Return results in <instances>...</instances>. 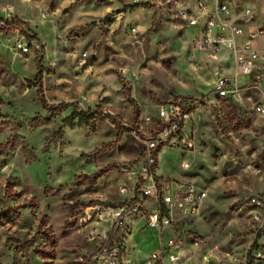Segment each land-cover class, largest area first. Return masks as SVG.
Here are the masks:
<instances>
[{
	"label": "crops",
	"instance_id": "crops-1",
	"mask_svg": "<svg viewBox=\"0 0 264 264\" xmlns=\"http://www.w3.org/2000/svg\"><path fill=\"white\" fill-rule=\"evenodd\" d=\"M49 1H55L57 5H66V1L75 0H0V19L16 22L11 24V27L16 29L7 32L0 30L3 33H0V99L18 103V109L24 107V98L27 103L31 102L33 90L24 88L23 85L25 81H30L36 76L38 70L34 61V58L37 59L36 56L16 52L13 48L14 41L19 34H31L22 24L24 19L34 16L39 7L49 6ZM109 1L101 3L105 7L95 15L82 11L84 8L82 10L76 8L78 16L76 29L79 30L76 38V110L90 111L94 115L102 112L103 115L121 119L123 125H131L132 131L126 130L117 138L106 122L96 125L94 136H101L103 139L95 143L96 155L91 162L87 161L91 165L86 175H83H95L93 188L81 187L66 192L62 187L63 181L56 175V182L49 186L51 190L56 189L54 192L47 190V185L35 186L29 177L15 173L13 188L9 193L14 195H10L13 204L10 209L16 212V218L9 217L6 211L1 213L3 205L0 203V264H88L80 261V257L93 253L100 244L97 236L90 235L96 224L94 199L115 204L120 200L116 187L120 184H129L131 181L112 166L136 159L143 148L142 138L149 136L156 126L159 105L173 97H181L177 94L184 95L190 90L186 85L185 88L182 85L186 92L178 93L174 86L176 79H180L177 70L181 67L178 68L175 62L172 63L170 60L181 53V48L177 49L169 45V41L163 40L172 28L191 31V51L187 52L189 63L186 70L192 71V56L193 53H198L204 67L209 69L206 74L210 81H213V92L218 76L236 77L242 88L239 94L236 96L228 93L225 98H220L214 92L216 103H220L221 107L235 106L236 111L237 106L247 109L254 124L264 130V116L256 114L253 110L255 104L264 103L260 91H264V79L253 86L243 88L252 77L243 74L237 68L227 70V60L223 62L221 58L234 60L225 47L221 45L219 52L214 53L210 45L201 43L204 36L200 34V28L182 25L174 19L172 11L167 7L156 12L151 7L133 5L131 1ZM79 3H76V7ZM229 3L233 19L243 28L245 36L249 32L260 30L262 24L258 18L259 14L264 13L261 1L234 0ZM246 7L252 9L251 19H245L241 15ZM58 11L60 8L56 7L54 13ZM113 12L115 14L109 17L111 21L107 25L88 26V23L98 22L100 18ZM130 27H135L137 36L130 34ZM56 33L51 31L49 36L54 40V51L46 50L47 55L52 54L54 57L63 55L56 46L58 43ZM33 36L39 40L43 37ZM143 40L146 44L144 48L137 44H141ZM184 41H187L185 36ZM254 46L264 48V38ZM83 53L86 54L84 64L80 62ZM198 55L194 54L196 57ZM259 66L264 69V62ZM42 82L47 101L58 103L68 100L69 95L59 84L58 78L47 76ZM81 96H84L85 100L78 103ZM38 108L40 110L43 108L41 102ZM193 114L187 126L192 134L195 133L192 132L195 126L192 123ZM196 126L201 128L197 124ZM37 128H41L39 124ZM82 128L87 132V126ZM134 130L138 136L133 133ZM206 138L209 139L208 136ZM91 151L86 149L80 153L87 155ZM17 160L12 164L15 172L17 168L25 171L26 165L20 159ZM228 164L234 169L232 161ZM184 181L180 182L192 183L189 180ZM255 182L254 190L250 179L251 187L248 193L259 191L256 179ZM0 184L2 186L3 181L0 180ZM141 223L142 220L139 218L131 222L133 234H141L148 230L143 229ZM154 237L157 247L160 242L157 232ZM138 263L137 259H133L131 264Z\"/></svg>",
	"mask_w": 264,
	"mask_h": 264
},
{
	"label": "rangeland",
	"instance_id": "rangeland-1",
	"mask_svg": "<svg viewBox=\"0 0 264 264\" xmlns=\"http://www.w3.org/2000/svg\"><path fill=\"white\" fill-rule=\"evenodd\" d=\"M108 1L75 0L66 1V5L49 1V6L39 7L34 16L24 19L22 23L28 33L43 36L40 39L45 44V55L40 59L34 58L37 70L42 74L41 78L34 76L23 85L24 88L33 90L31 102L27 103L24 98V107L18 109V103L0 99V180L3 181V185L0 184V203L3 205L1 213L6 211L12 219L16 218V212L10 209L13 205L10 195H14L9 192L13 188L15 173L29 177L35 186L47 185V190L54 192L56 189L51 190L49 186L56 182V175L63 181L62 187L66 192L81 187L93 188L95 175H83H86L91 165L87 161L91 162L96 155L95 143L103 139L101 136H94L96 125L106 122L117 138L127 130L121 119L103 115L102 112H98L88 121L79 117L73 120L70 118L76 110V38L79 35V30L76 29V8H84L82 11L95 15L105 7L101 3ZM259 1L264 5V0ZM76 3H79L77 7ZM56 7L60 8L58 13H54ZM114 14H108L98 22L88 23V26L107 25L111 21L109 17ZM258 19L262 24L259 29L264 30V13L259 14ZM51 31H59L60 35L56 33V46L63 55H47L46 50L54 51V40L49 37ZM184 36L187 41L183 42ZM191 39L190 30L178 27L172 28L163 37V40L170 42L169 45L181 48V53L170 60L182 69L177 70L180 79H176L174 86L178 93L186 92L185 85L190 90L177 96L193 100L196 103L194 112L199 109L192 119L195 125L192 131L195 132L194 147L191 151L179 148L162 149L158 153L156 172L159 177L173 183L191 181L197 191H206L207 199L198 214L177 221L173 231H156L160 241L157 247L154 237L156 232L152 229L151 231L142 221L141 227L148 230L141 234L131 233L126 245L131 257L137 259L138 264H142L141 261L145 260V256L155 250V247L157 249L160 244L166 245L171 237L180 242L177 252L184 264H201L205 256H211L223 264H238L252 253L256 243L264 251V230H259L261 220L264 219V130L254 124L247 109L237 106L236 111L235 106L221 107L220 103H216L213 81H210L206 74L209 69L204 67L198 53H193L192 71L186 70ZM137 44L143 48L146 45L144 40ZM221 59L223 62L227 60L228 71L234 70V61L224 57ZM47 76L59 79V84L69 95L68 100L56 103L45 99L42 80ZM257 82L253 80L249 86ZM40 101L45 102V109L38 108ZM62 103L65 106L58 112L55 111ZM38 124L41 128H37ZM83 126H87V132ZM86 149L92 150L90 154L82 153ZM17 159L26 165L25 171L17 168L15 172L12 164L18 161ZM230 161L234 169L229 166ZM184 163L189 164L188 169L183 168ZM118 165L112 167L118 170ZM250 179L254 190L255 179L258 182L259 191L253 194L247 192L251 187ZM97 200L94 199L93 203ZM256 216L260 220H257Z\"/></svg>",
	"mask_w": 264,
	"mask_h": 264
},
{
	"label": "built area",
	"instance_id": "built-area-1",
	"mask_svg": "<svg viewBox=\"0 0 264 264\" xmlns=\"http://www.w3.org/2000/svg\"><path fill=\"white\" fill-rule=\"evenodd\" d=\"M229 1L234 0H131V3L151 7L156 12L167 7L172 11L174 19L182 25L200 28V34L204 36L201 43L210 45L214 53H218L223 45L232 55L235 68L252 77L243 87L247 88L253 80L261 82L264 79V69L259 66L264 62V48L254 46L264 38V30L249 32L245 36L243 28L233 19ZM241 15L245 19H251L252 9L244 8ZM13 23L16 22L0 19V30L7 32L16 29L11 27ZM129 32L134 37L138 35L135 27H130ZM13 48L22 55L32 54L38 59L45 55V44L31 34H19ZM85 58L86 54H81L82 64ZM241 89L236 77L218 76L214 84V92L220 98H225L228 93L237 96ZM260 91L264 100V91ZM84 100L85 97L81 96L78 103ZM195 104L191 99L173 97L159 105L156 126L149 136L142 138L143 148L140 155L117 166L118 171L131 180L129 184H120L117 187L119 202L108 204L98 199L94 203L96 224L90 235L97 236L100 244L94 253L80 257V261L88 264H131L133 258L126 248V242L132 233V221L139 218L146 227L161 233L167 229L173 231L175 223L180 219L198 214L207 198L206 191H197L191 183H173L159 177L156 172L158 153L162 149H193V134L187 126ZM253 110L264 116V103L255 104ZM145 120L149 121L148 118ZM123 126L132 131V127ZM133 133L138 136L136 130ZM183 168L188 169L189 164L184 163ZM255 218L260 220L258 216ZM259 230H264V219L261 220ZM179 245L177 239L169 238L166 245L160 244L147 256L144 264H184L177 252ZM262 262L264 251L256 243L252 253L238 264ZM201 264L223 263L211 256H205Z\"/></svg>",
	"mask_w": 264,
	"mask_h": 264
},
{
	"label": "trees",
	"instance_id": "trees-1",
	"mask_svg": "<svg viewBox=\"0 0 264 264\" xmlns=\"http://www.w3.org/2000/svg\"><path fill=\"white\" fill-rule=\"evenodd\" d=\"M41 76H42V74H41V72H38L37 74H36V77L38 78V79H40L41 78ZM41 103H42V105H43V108L45 109L46 108V104H45V102L44 101H40ZM65 106V104L64 103H62V104H60L59 105V107L58 108H55V111H59V110H61L63 107ZM93 116H94V114L92 113V112H83V111H77V110H75V111H73V113L71 114V120H73V119H75L76 117H79L81 120H85V121H88V120H91V119H93Z\"/></svg>",
	"mask_w": 264,
	"mask_h": 264
},
{
	"label": "bare ground",
	"instance_id": "bare-ground-1",
	"mask_svg": "<svg viewBox=\"0 0 264 264\" xmlns=\"http://www.w3.org/2000/svg\"><path fill=\"white\" fill-rule=\"evenodd\" d=\"M262 146V145H261ZM254 158V157H253ZM150 231V230H149ZM202 247V246H201Z\"/></svg>",
	"mask_w": 264,
	"mask_h": 264
}]
</instances>
